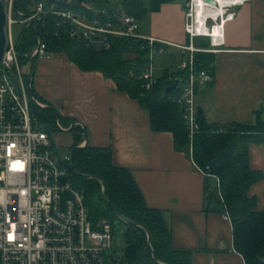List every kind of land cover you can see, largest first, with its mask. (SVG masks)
<instances>
[{"label":"built area","instance_id":"built-area-1","mask_svg":"<svg viewBox=\"0 0 264 264\" xmlns=\"http://www.w3.org/2000/svg\"><path fill=\"white\" fill-rule=\"evenodd\" d=\"M3 0L6 14V48L0 62V264H106L107 253L113 249L115 227L110 220L93 221L85 197L72 177V156H58L53 150L48 132L31 109V103L46 106L33 98L28 75L33 60L49 58L47 44L37 34V45L21 56L14 27H36L48 16H56L62 36L82 41L96 50L111 48L115 37L138 38L149 47V62L139 74L143 88L151 90L157 83L153 60L156 54L172 46L182 52L178 72L181 94L176 102L182 107V118L189 128L190 140L200 130L199 88L211 84L214 74L197 70V52L217 54L224 51L226 24L235 19L234 9L249 0H223L210 4L205 0H189L186 5L184 31L187 43L177 44L139 33L138 19L128 14H113L94 10V2L82 7L94 16L64 6L79 0ZM84 1V0H80ZM216 1V0H215ZM218 13H215V11ZM197 39H206L207 47H198ZM28 67V72L24 71ZM172 84V85H173ZM55 127L69 130L59 119ZM219 131H223L222 128ZM192 154V147H191ZM195 163V162H194ZM195 166L205 177L218 178ZM224 217L230 220L227 207ZM110 259H113L111 254Z\"/></svg>","mask_w":264,"mask_h":264},{"label":"crops","instance_id":"crops-1","mask_svg":"<svg viewBox=\"0 0 264 264\" xmlns=\"http://www.w3.org/2000/svg\"><path fill=\"white\" fill-rule=\"evenodd\" d=\"M185 2L175 0L150 13L152 28L141 35L187 43ZM234 11L235 19L225 27L224 51L214 54L215 79L198 89L196 102L207 122L252 125L257 109L264 120V0H249ZM195 43L208 45L206 39ZM31 75L38 101L54 107L64 127L77 128L79 146L110 148L114 165L131 172L146 205L163 212L173 246L192 251V264H246L234 248L231 219L211 198L217 180L206 189V177L193 159L175 149L171 132L152 131L137 99L101 72L82 70L64 53L36 60ZM249 166L263 173L249 191L262 211L264 144L250 146Z\"/></svg>","mask_w":264,"mask_h":264},{"label":"trees","instance_id":"trees-1","mask_svg":"<svg viewBox=\"0 0 264 264\" xmlns=\"http://www.w3.org/2000/svg\"><path fill=\"white\" fill-rule=\"evenodd\" d=\"M89 1L98 0L73 1L64 6L92 17L94 12L82 7L84 2ZM174 1L123 0L122 9L109 11L108 16L128 14L141 20L159 11L163 4ZM62 2L54 1L59 7L63 6ZM56 23V16H48L36 24V29L24 27L20 31L16 47L21 62L26 63L24 55L37 45L39 34L50 53L66 54L84 71L101 72L116 83L118 90L137 99L150 117L152 131L171 132L177 151L185 153L199 167L218 178L219 187L216 185L213 188L211 198L222 205L221 212H224V206L227 207L233 225L235 250L244 257L246 264H264V210H257V199L249 195L251 187L263 178L261 171L252 170L249 166L250 146L264 144L262 110L255 111V123L252 125H218L207 122L203 115H199L200 130L190 140L189 128L182 118V107L176 102L181 86L175 92L166 94V89L173 84L169 76H179L184 81L186 74L164 70L156 85L151 90H145L138 76L149 62L146 41L115 37L111 39L110 49L96 50L82 41L63 37ZM195 63L197 70L214 74L213 53L197 52ZM32 71L33 65L28 78ZM31 91L33 98L37 99L33 87ZM31 109L45 126L54 127L57 119L64 122L54 107L42 108L33 102ZM220 128L223 131H219ZM80 143V134L76 133L70 153L73 180L84 193L93 221L107 219L114 225V220L118 219L123 225L128 264H192V251L173 246L172 233L165 223L163 212L146 205L131 172L114 165L112 150L90 145L78 148ZM211 180L206 177L207 190L211 188Z\"/></svg>","mask_w":264,"mask_h":264},{"label":"rangeland","instance_id":"rangeland-1","mask_svg":"<svg viewBox=\"0 0 264 264\" xmlns=\"http://www.w3.org/2000/svg\"><path fill=\"white\" fill-rule=\"evenodd\" d=\"M185 0H176V3H184ZM123 0H98L94 1V10L97 12H108L115 9H122ZM153 22L151 14L147 15L141 20H138L137 33L142 34L148 32L152 28ZM21 31L20 26L14 27L15 37ZM197 45L204 46L205 42H197ZM182 52L176 48L165 47V52L162 54H156L153 60L154 74L157 77L162 76L164 70L178 73V66L182 63ZM24 71L28 72L26 66ZM63 125V124H62ZM45 130L48 132L53 150L58 156L69 155L74 145V131L60 130L58 128L45 126ZM85 135V134H84ZM115 233L113 240V249L107 253L106 264H128L126 258V235L124 233V227L118 219L114 220ZM113 255V259H110V255Z\"/></svg>","mask_w":264,"mask_h":264},{"label":"water","instance_id":"water-1","mask_svg":"<svg viewBox=\"0 0 264 264\" xmlns=\"http://www.w3.org/2000/svg\"><path fill=\"white\" fill-rule=\"evenodd\" d=\"M206 2L210 3V4H215L216 1L215 0H205ZM189 0H186L185 4L188 5ZM5 25H6V14H5V10H4V2L3 0H0V62L2 61L3 55H4V51L6 48V43H7V37H6V32H5ZM33 67H35V61L33 60L32 63ZM32 77L33 75L30 76L29 79V85H32ZM178 83H179V79H176L175 83L172 86H169L166 89V94L169 93H173L178 89ZM32 89L30 88V92ZM198 114L202 115L203 114V110L201 108L198 107ZM72 128L69 129V131ZM85 145L82 146H78V148L84 147ZM105 193V191H104Z\"/></svg>","mask_w":264,"mask_h":264},{"label":"bare ground","instance_id":"bare-ground-1","mask_svg":"<svg viewBox=\"0 0 264 264\" xmlns=\"http://www.w3.org/2000/svg\"><path fill=\"white\" fill-rule=\"evenodd\" d=\"M238 1V0H237ZM242 1V0H241ZM216 2H220L223 3V0H216ZM215 13H218V11L216 10Z\"/></svg>","mask_w":264,"mask_h":264}]
</instances>
